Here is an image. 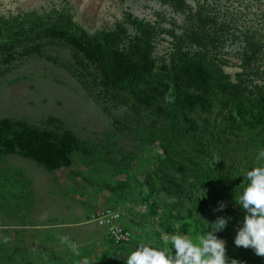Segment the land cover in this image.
I'll list each match as a JSON object with an SVG mask.
<instances>
[{
  "label": "rangeland",
  "instance_id": "obj_1",
  "mask_svg": "<svg viewBox=\"0 0 264 264\" xmlns=\"http://www.w3.org/2000/svg\"><path fill=\"white\" fill-rule=\"evenodd\" d=\"M135 49L161 80L201 57L257 98L264 0H0V264H126L141 243L175 254L171 234L195 242L219 216L228 260L264 264L234 244L264 111L249 130L220 96L181 113L168 80L158 96L114 83ZM109 210L128 245L91 222Z\"/></svg>",
  "mask_w": 264,
  "mask_h": 264
},
{
  "label": "trees",
  "instance_id": "obj_2",
  "mask_svg": "<svg viewBox=\"0 0 264 264\" xmlns=\"http://www.w3.org/2000/svg\"><path fill=\"white\" fill-rule=\"evenodd\" d=\"M91 52H96L102 48L97 41L89 40L85 44ZM134 56H126L123 59L125 68L122 73H116L114 83L121 84L123 81L132 86L146 85L150 89H155L154 93L158 96L167 88L163 81L168 80L176 92V107L183 112H195L209 114L216 104L213 102L222 98L221 103L228 107H233L239 121L252 130V120L258 122L256 111H264V94L257 93V98H252L253 94L248 92L240 83H234L223 75H216L204 58L181 59L171 63L170 68H165L166 75L162 80L158 74L153 73V66L150 59H143L139 50L135 49ZM99 53V51H98ZM100 54V53H99ZM133 55V54H131ZM211 67H214L211 65ZM149 78L158 79V82L148 80ZM139 82V84H137ZM179 112V113H180ZM264 114H261V117ZM187 117V115L185 116ZM186 123H190L189 119ZM230 120L235 123L233 116ZM193 124V122H191ZM174 129V127L172 128ZM174 132V131H172Z\"/></svg>",
  "mask_w": 264,
  "mask_h": 264
},
{
  "label": "clouds",
  "instance_id": "obj_3",
  "mask_svg": "<svg viewBox=\"0 0 264 264\" xmlns=\"http://www.w3.org/2000/svg\"><path fill=\"white\" fill-rule=\"evenodd\" d=\"M256 160L258 166L247 171L244 177L247 185L235 199L245 214L242 225L236 228L234 244L244 249L251 248L257 256L264 257V148L258 151ZM225 208L226 205L220 202L214 211H224ZM231 219L217 217L195 242L187 234H171L170 243L175 254L141 243L128 255L126 264H241L235 259L228 260L226 241L217 235L227 229ZM82 264H89V261L85 258Z\"/></svg>",
  "mask_w": 264,
  "mask_h": 264
},
{
  "label": "built area",
  "instance_id": "obj_4",
  "mask_svg": "<svg viewBox=\"0 0 264 264\" xmlns=\"http://www.w3.org/2000/svg\"><path fill=\"white\" fill-rule=\"evenodd\" d=\"M123 215L120 212L109 210L95 217L91 222L104 228L110 240L116 246H126L132 241V232L123 224Z\"/></svg>",
  "mask_w": 264,
  "mask_h": 264
}]
</instances>
